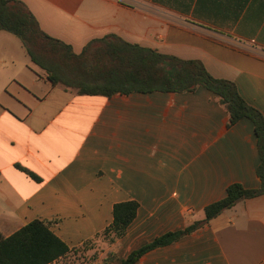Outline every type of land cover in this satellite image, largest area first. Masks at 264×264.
<instances>
[{"label":"crops","instance_id":"obj_1","mask_svg":"<svg viewBox=\"0 0 264 264\" xmlns=\"http://www.w3.org/2000/svg\"><path fill=\"white\" fill-rule=\"evenodd\" d=\"M19 1L74 53L113 34L199 60L264 116V0ZM226 120L202 87L77 95L51 84L19 39L0 31V235L55 220L54 235L78 248L112 222L115 204L134 201L125 234L90 263L119 264L154 238L202 220L228 185L259 187L253 125L242 118L226 127ZM134 264H264V195Z\"/></svg>","mask_w":264,"mask_h":264},{"label":"trees","instance_id":"obj_2","mask_svg":"<svg viewBox=\"0 0 264 264\" xmlns=\"http://www.w3.org/2000/svg\"><path fill=\"white\" fill-rule=\"evenodd\" d=\"M0 31L19 39L29 61L44 72L51 84L77 95L109 98L130 93H186L202 87L215 95L217 104L226 112V127L242 118L252 123L259 156L255 170L259 187L228 185L224 197L203 208L202 220L154 238L119 264H134L146 252L190 234L236 203L264 195V116L240 96L232 81L213 77L201 61L161 54L113 34L91 39L79 53H74L69 45L44 33L29 8L19 0H0ZM137 207L134 201L115 204L112 222L73 249L51 231L55 220H33L7 237L0 235V264H70L71 260V264H90L105 244L125 234ZM88 251H92L89 256L85 255Z\"/></svg>","mask_w":264,"mask_h":264},{"label":"rangeland","instance_id":"obj_3","mask_svg":"<svg viewBox=\"0 0 264 264\" xmlns=\"http://www.w3.org/2000/svg\"><path fill=\"white\" fill-rule=\"evenodd\" d=\"M57 24H58V22H57ZM101 245H102V244H99L98 249H101ZM87 255H90V254H87ZM72 261H73V260L69 261L68 263L71 264ZM75 264H77V263L75 262Z\"/></svg>","mask_w":264,"mask_h":264}]
</instances>
